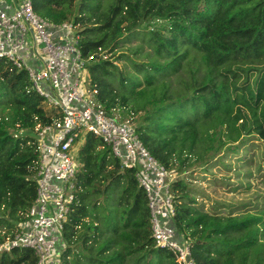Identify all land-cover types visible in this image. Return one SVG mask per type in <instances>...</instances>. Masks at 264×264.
<instances>
[{"label": "trees", "instance_id": "trees-1", "mask_svg": "<svg viewBox=\"0 0 264 264\" xmlns=\"http://www.w3.org/2000/svg\"><path fill=\"white\" fill-rule=\"evenodd\" d=\"M31 6L51 23L81 27L79 49L90 58L84 81L107 113L137 118L139 141L172 177L169 225L187 241L194 264H263L264 208L225 216L205 211L175 175L227 144L252 137L264 143V0H31ZM151 21L165 25L148 30ZM133 37L141 44L125 52L136 56L144 44V62L122 50ZM57 116L26 73L0 59V242L14 235L35 198L37 153L29 133ZM77 164L59 264H176L152 238L133 170L90 134ZM36 260L28 249L0 253V264Z\"/></svg>", "mask_w": 264, "mask_h": 264}, {"label": "built area", "instance_id": "built-area-1", "mask_svg": "<svg viewBox=\"0 0 264 264\" xmlns=\"http://www.w3.org/2000/svg\"><path fill=\"white\" fill-rule=\"evenodd\" d=\"M81 27L54 24L36 15L31 0H0V59L23 70L34 90L59 116L30 131L37 158L35 198L0 253L28 249L36 264H59L61 233L78 188L77 145L87 134L99 138L121 167L133 170L147 198L152 238L174 256L176 264H194L187 241L169 225L174 216L171 175L143 147L134 126L107 113L85 83L79 49Z\"/></svg>", "mask_w": 264, "mask_h": 264}, {"label": "rangeland", "instance_id": "rangeland-1", "mask_svg": "<svg viewBox=\"0 0 264 264\" xmlns=\"http://www.w3.org/2000/svg\"><path fill=\"white\" fill-rule=\"evenodd\" d=\"M161 25L165 23L151 21L146 29L150 30ZM143 26H140V29H143ZM138 44H141L140 38L133 37L129 43L123 45L122 50L124 52L126 49L133 50ZM148 52L149 49L143 44L136 56L129 51L125 53L132 59L144 62ZM118 64L122 65L121 62ZM169 81L172 87L176 86L174 78H170ZM114 116L129 120L133 126L136 124V117H127L120 111H115ZM78 147L80 146L77 145ZM263 175L264 143L252 137L244 140L243 143L227 144L222 150L206 157L203 162H198L187 171L175 175V178L185 180L196 203L203 210L208 212L216 210L217 215L225 216L228 212L232 215L255 214L264 208ZM108 194L111 196L110 193ZM59 243L63 245L61 240ZM261 243L264 249V237Z\"/></svg>", "mask_w": 264, "mask_h": 264}]
</instances>
